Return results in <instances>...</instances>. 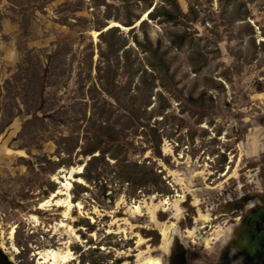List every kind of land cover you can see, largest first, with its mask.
<instances>
[{
    "label": "rangeland",
    "instance_id": "obj_1",
    "mask_svg": "<svg viewBox=\"0 0 264 264\" xmlns=\"http://www.w3.org/2000/svg\"><path fill=\"white\" fill-rule=\"evenodd\" d=\"M107 1L118 5L116 0ZM242 1L235 10L237 1L219 7L217 0H177L183 13L189 3L195 4L196 20L148 21L146 32L176 81L174 86L162 76L157 81L166 88L154 91L162 93L169 107L157 110L149 121L161 135L165 160L150 150H131L129 156L148 168L147 174L139 184H123L109 170L115 163L109 158V164L99 168V181L81 178L89 158L77 156L79 149L68 168L51 172L53 166L46 162L64 157L58 156L60 143L84 123V114L90 116L85 93L96 83L99 42L93 18L101 17L104 7L97 10L94 0H0V248L12 264H51L42 261L46 251L68 254L66 263L54 264H136L137 255L146 256L147 251L161 259L169 250L173 229L191 230L195 217L202 214L210 218L205 234L226 230L231 222L222 214L230 208L228 199L247 195L251 188L264 190V0ZM139 5L133 6L135 13L144 8L142 2ZM212 11L227 17L218 20ZM119 15L123 16L122 10ZM146 16L130 28L109 20L107 28L118 27L134 47L131 38L134 33L142 36L139 23ZM76 17L90 22L79 25ZM167 29L188 35L175 38ZM65 43L70 50H58ZM89 43L93 45L90 78L83 62ZM196 53L207 61L193 58ZM137 57L142 64L149 60L139 52ZM82 80L89 81L86 96L78 91ZM112 103L113 117L117 122L119 118L126 136L145 148L141 129L127 123L125 112ZM156 103L155 96L150 97L147 109ZM78 166L80 172L70 175ZM67 179L72 181L70 210L54 201L40 207L53 193L63 192ZM52 185L54 190L46 196ZM103 185L112 192V201L103 195ZM175 199L183 212L176 221L171 208L157 210L154 218L145 208L141 216L127 209L140 202ZM165 223L174 225L162 252L157 237ZM118 227L126 234H115ZM135 234L144 243L138 244ZM177 236L184 245L194 242L190 248L204 251V245L198 246L187 232ZM250 246L242 244L244 250Z\"/></svg>",
    "mask_w": 264,
    "mask_h": 264
},
{
    "label": "trees",
    "instance_id": "obj_2",
    "mask_svg": "<svg viewBox=\"0 0 264 264\" xmlns=\"http://www.w3.org/2000/svg\"><path fill=\"white\" fill-rule=\"evenodd\" d=\"M95 8L100 10L104 7V14L99 17L95 14L93 18L95 25L93 29L98 32L97 55L98 60L95 66L96 83L92 82L87 88L85 94L87 97V107L90 112L88 118L82 117V125L73 129L72 134L67 135L62 145L59 147L58 156L60 157L57 162L46 161L51 164L53 172L61 166L70 167L71 157L77 150V156H82L89 159L83 166V172L80 175L87 182H97L101 179V172L99 168L103 165H108V159L115 161L114 166L109 170L113 173L116 180L123 184H139V181L146 176L148 168L139 165L138 160L129 156L131 150H150L151 154L158 159L165 160L160 150L161 135L158 128L149 123L150 119L157 110L166 109L169 103L165 100L161 92L154 91L156 88L164 87L161 83V76L165 79L172 81L171 85H176L173 75L169 72L168 64L158 52V45L153 44L149 38L146 28L149 27L148 21L159 20V23L170 22L174 18L184 20L185 22H192L197 18V11L195 4H188V12L183 13L177 3V0H159L154 4V0H116L118 5H112L107 0H94ZM207 2L208 0H201ZM237 1L233 6L235 10L240 8L243 3L242 0H217L218 6L223 4H230ZM136 2V3H135ZM143 3L141 13H135L133 6L140 7ZM123 11V16L119 15ZM143 14H147V19L139 23V29L142 31V36L139 37L136 33L133 34L131 41L134 47H130L127 37L120 32L118 27L107 28V21L113 20L124 28L133 27L138 22ZM212 16L218 20L226 19L227 15H220L218 12L212 11ZM75 20L79 25L87 26L89 20L84 17H76ZM244 20V19H243ZM248 25V24H246ZM249 26V25H248ZM133 30V28L131 29ZM168 35L173 37H183L188 35L187 31L181 33L166 30ZM213 33L214 31H208ZM89 52L83 54L84 65L89 70L87 75L91 77L92 71V54L93 45L89 43ZM69 51L68 45L63 44V47ZM137 52L149 55L147 64H142L138 59ZM148 59V57H145ZM195 59L206 62L205 56L196 53ZM199 69H193V73H197ZM90 72V73H89ZM162 73V74H161ZM124 78V80H122ZM89 82V81H88ZM87 81H81L77 84L78 91L84 95V88ZM215 84L213 81H210ZM176 88V87H175ZM177 91H182V89ZM41 95V94H40ZM96 95H99L97 97ZM155 96L157 101L155 108L148 110L147 106L150 103V97ZM189 97V95H188ZM117 104L119 110L126 114L125 121L135 125V129H141V133L146 136V147L135 145L134 139L127 137L124 130L121 128L118 118L113 117L112 102ZM194 102V101H193ZM122 104L123 107L118 105ZM195 103V102H194ZM123 121L124 123H126ZM117 122V123H116ZM84 124V126H83ZM77 130L80 133L76 134ZM103 187V195L108 197L110 201L113 199L112 192H110L105 185ZM54 186L52 185L45 193L46 196L52 193ZM22 250V245H18ZM24 251V250H23ZM28 251H25L27 253ZM6 259H8L6 257ZM10 264H12L9 261ZM119 261L116 262L118 264Z\"/></svg>",
    "mask_w": 264,
    "mask_h": 264
},
{
    "label": "flooded vegetation",
    "instance_id": "obj_3",
    "mask_svg": "<svg viewBox=\"0 0 264 264\" xmlns=\"http://www.w3.org/2000/svg\"><path fill=\"white\" fill-rule=\"evenodd\" d=\"M228 210L222 216H229L231 223L226 228V235L212 250L205 247L203 252L190 248L182 243L177 236L186 229H173L169 250L163 252V264H264V190L256 191L251 188L247 195L228 199ZM202 234H205L202 231ZM157 249L160 247L161 234L158 232ZM246 242L251 246L243 249ZM193 243V244H192ZM192 251H188V249ZM208 250V251H207Z\"/></svg>",
    "mask_w": 264,
    "mask_h": 264
},
{
    "label": "bare ground",
    "instance_id": "obj_4",
    "mask_svg": "<svg viewBox=\"0 0 264 264\" xmlns=\"http://www.w3.org/2000/svg\"><path fill=\"white\" fill-rule=\"evenodd\" d=\"M113 26H116V24H114ZM94 35H97V33L95 32ZM81 169H82L81 166H78L77 168H72L70 175H72L74 172H80ZM71 182L72 181L69 180V179H67L65 182H63L62 183V186L64 187V189L62 188L63 189V192H58L57 191L56 194L53 193L51 195V197H49L45 202H43V203L40 204V207H43V206L49 204L50 201H54L55 202V205H57V207L58 206H66L68 208V210H70V207H71L72 203L70 202V195L68 193V190L72 187ZM77 182L84 183L82 179H77ZM60 193L61 194L64 193L65 194V197L64 198H59V199L56 198L57 197L56 195H58ZM77 206L80 207V205H77ZM166 206H167V208H166ZM143 208L146 209L147 213L150 214V217H152V218L155 217L157 210L165 211V210H168L170 208L173 211L172 219L174 221L178 220L183 215L182 214L183 213L182 210L178 206V200H176V199L175 200H172V201H169V202H168V200H164V201L158 202L156 204L150 203V205L146 204L145 202H140L138 204H134L132 206H128L127 207L129 213H131L133 215H138V216H141L142 215ZM196 214H197V212H196ZM30 218L32 220H34V221L37 220V217L34 216V215H31ZM209 220H210L209 215L198 214L195 217V219H194V226H193V228L191 230L187 231L188 236H190V237L192 236V238L194 237V241H198V246L200 245L199 243H201V245L202 244L204 245V248L206 246L208 247L209 244L212 241H217V240H219L221 238H224L225 235H226V231H227V229L226 230H221V229H219V230L217 229L216 230L215 229L216 231H214L211 234H208V233L207 234H202V231L206 227H208V223H210ZM173 225H174V223H165V224H162V227H161V230H160L161 242H160V246H159L160 247L159 249L161 251H165V249H166V243L168 241V238H169V235H170V232H171V228L173 227ZM59 226L60 227H63L64 226V223L61 222V224ZM13 231L14 230L11 231V235H12ZM113 232L115 234H119V233H125L126 234L125 230L123 228H121V227H118ZM135 236L138 238V241H137L138 244L144 243V241L142 240V238L140 236H138L137 234H135ZM148 253H149V251L146 252V254H147L146 256H144L143 254H138L137 255L136 264H163L162 261H161V259H159L157 257H152V256L148 255ZM56 255L57 254H55V252H53V251H46V253L44 255H41V257L43 259L42 261L44 263H46V262L47 263L52 262L51 264H54L57 261H59V262L61 261V263H66V262H63V261H66L67 260L68 254H59L57 256Z\"/></svg>",
    "mask_w": 264,
    "mask_h": 264
},
{
    "label": "water",
    "instance_id": "obj_5",
    "mask_svg": "<svg viewBox=\"0 0 264 264\" xmlns=\"http://www.w3.org/2000/svg\"><path fill=\"white\" fill-rule=\"evenodd\" d=\"M0 264H10L9 259H6V255L2 252L1 248H0Z\"/></svg>",
    "mask_w": 264,
    "mask_h": 264
}]
</instances>
